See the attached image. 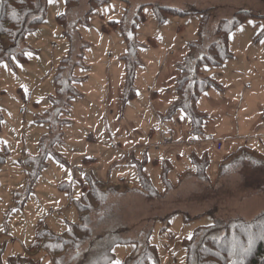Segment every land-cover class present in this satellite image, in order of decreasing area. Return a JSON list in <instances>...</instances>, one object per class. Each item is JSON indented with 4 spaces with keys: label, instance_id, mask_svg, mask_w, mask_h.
Masks as SVG:
<instances>
[{
    "label": "rangeland",
    "instance_id": "374dc122",
    "mask_svg": "<svg viewBox=\"0 0 264 264\" xmlns=\"http://www.w3.org/2000/svg\"><path fill=\"white\" fill-rule=\"evenodd\" d=\"M46 1L45 21L19 57L0 63L4 264L28 252L36 227L67 235L79 206L83 226L55 244L72 264H186L183 244L195 228L264 210V160L245 153L264 155V19L232 31V58L200 67L221 85L199 94L201 132L169 110L177 64L188 57L193 71L218 21L243 9L264 15V0ZM166 6L212 7L201 39L203 13L158 15ZM42 249L31 253L54 264Z\"/></svg>",
    "mask_w": 264,
    "mask_h": 264
},
{
    "label": "trees",
    "instance_id": "16d2710c",
    "mask_svg": "<svg viewBox=\"0 0 264 264\" xmlns=\"http://www.w3.org/2000/svg\"><path fill=\"white\" fill-rule=\"evenodd\" d=\"M68 1L69 0H66L67 3ZM212 9L213 8L210 7L184 13V10H177L172 6H166L159 8V13L157 14L161 15L165 12L166 14L175 15L203 13L201 14L202 19L199 29V37L201 39V35L211 17L209 11ZM46 13V0H0V63L13 55L19 57V46L24 43L25 37L29 32L33 31L34 28L45 21ZM252 17L264 19V15H259L244 9L237 10L231 18L220 19L214 31V40L210 42L206 52L197 58L193 71L192 68H189L191 62L188 57L182 63L177 64L179 74L176 79L175 88L177 89L178 96L170 105L169 110L171 109V114L179 110L185 112L191 120L192 128L195 129L197 133L201 132L203 128L202 121L204 117L202 113L197 110L196 103L199 94L211 87L221 86L213 80L212 76H205L201 73L200 67L203 64H208L210 66L221 65L222 62L232 58L233 52L229 47L230 34L236 27L242 25L247 19ZM262 37H264V27L257 35L258 39ZM191 45L196 47L195 45L197 44L193 43ZM25 50H27L26 45L24 53ZM205 78H209L210 81L204 82L198 80ZM129 85L133 92V84L130 83ZM184 85L185 88H187V92L186 90L185 92L182 90ZM126 94H128V91L125 86V96ZM1 120L2 115L0 112V121ZM256 152L257 151L251 149H249V151L247 150V152L245 151V153L253 155L254 158L264 160V155L257 152L260 154L258 155ZM34 164L37 168V178L41 174L42 168L45 166V158H37ZM35 180L37 179H34V182ZM149 188H151V190ZM145 191L147 193L151 192L153 196L158 194L161 195L152 185H147ZM79 213L81 221L70 223L69 231L65 233L67 235H57L46 227H43V229H37L36 227L35 237L30 242L28 252L26 254L10 256L7 264H48L42 259L36 258L35 255L31 253L33 250H35L34 252L36 253L37 250L43 248H33L34 243L39 239L42 241L41 243L46 246L42 250L49 252L54 259V264H72V260L65 262V251H61L62 249L56 250L55 244L62 240V238H67L72 234L74 228L83 226L82 214L84 213L80 209V206ZM83 229H85V227ZM40 233H43V240ZM99 238L101 239L103 236ZM115 243H117V241L113 242V245ZM149 246L156 248L150 243ZM183 246L186 249V264H264V210L251 219H246L241 216L229 219L221 217L215 218L211 225L195 228L192 235L184 242ZM96 249L102 254L100 257L108 256L109 251L105 248H102L104 251H99L97 247ZM91 253H96V250ZM86 261H88V259H86ZM86 261H84L85 264H87ZM0 264L4 263L0 260ZM75 264H81V261H77Z\"/></svg>",
    "mask_w": 264,
    "mask_h": 264
},
{
    "label": "snow or ice",
    "instance_id": "6c2138e0",
    "mask_svg": "<svg viewBox=\"0 0 264 264\" xmlns=\"http://www.w3.org/2000/svg\"><path fill=\"white\" fill-rule=\"evenodd\" d=\"M49 2H52V0H49ZM249 23H252L251 21Z\"/></svg>",
    "mask_w": 264,
    "mask_h": 264
},
{
    "label": "crops",
    "instance_id": "0c3cea01",
    "mask_svg": "<svg viewBox=\"0 0 264 264\" xmlns=\"http://www.w3.org/2000/svg\"><path fill=\"white\" fill-rule=\"evenodd\" d=\"M203 153H204V152H203ZM203 153H202V154H203Z\"/></svg>",
    "mask_w": 264,
    "mask_h": 264
}]
</instances>
